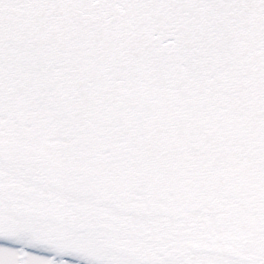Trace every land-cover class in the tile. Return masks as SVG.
I'll use <instances>...</instances> for the list:
<instances>
[{
	"label": "snow or ice",
	"instance_id": "snow-or-ice-1",
	"mask_svg": "<svg viewBox=\"0 0 264 264\" xmlns=\"http://www.w3.org/2000/svg\"><path fill=\"white\" fill-rule=\"evenodd\" d=\"M0 264H264V0H0Z\"/></svg>",
	"mask_w": 264,
	"mask_h": 264
}]
</instances>
